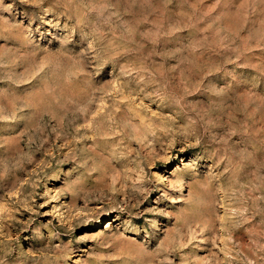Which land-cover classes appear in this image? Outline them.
Segmentation results:
<instances>
[{"label": "rangeland", "instance_id": "374dc122", "mask_svg": "<svg viewBox=\"0 0 264 264\" xmlns=\"http://www.w3.org/2000/svg\"><path fill=\"white\" fill-rule=\"evenodd\" d=\"M0 264H264V0H0Z\"/></svg>", "mask_w": 264, "mask_h": 264}]
</instances>
